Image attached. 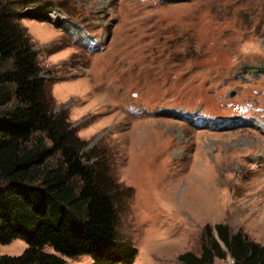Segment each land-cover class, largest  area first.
Masks as SVG:
<instances>
[{
  "label": "rangeland",
  "instance_id": "1",
  "mask_svg": "<svg viewBox=\"0 0 264 264\" xmlns=\"http://www.w3.org/2000/svg\"><path fill=\"white\" fill-rule=\"evenodd\" d=\"M41 1L52 10L30 9L43 21L20 26L54 111L124 192L131 264L199 256L216 224L264 246V0ZM26 249L16 239L0 255Z\"/></svg>",
  "mask_w": 264,
  "mask_h": 264
},
{
  "label": "trees",
  "instance_id": "2",
  "mask_svg": "<svg viewBox=\"0 0 264 264\" xmlns=\"http://www.w3.org/2000/svg\"><path fill=\"white\" fill-rule=\"evenodd\" d=\"M32 6L52 10L41 0H0V244H27L19 256L0 255V264H66L46 246L66 258L131 264L118 232L124 192L97 150L85 151L88 143L67 113L54 111L34 44L19 23L28 16L43 21ZM258 69L264 73V65ZM203 237L199 256L183 253L181 264H215L228 255L233 264H264V246L240 230L205 226Z\"/></svg>",
  "mask_w": 264,
  "mask_h": 264
}]
</instances>
